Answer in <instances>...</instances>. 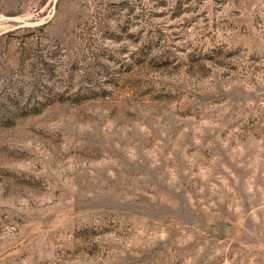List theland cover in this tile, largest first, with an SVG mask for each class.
Returning a JSON list of instances; mask_svg holds the SVG:
<instances>
[{"label":"rangeland","instance_id":"374dc122","mask_svg":"<svg viewBox=\"0 0 264 264\" xmlns=\"http://www.w3.org/2000/svg\"><path fill=\"white\" fill-rule=\"evenodd\" d=\"M0 264H264V0H0Z\"/></svg>","mask_w":264,"mask_h":264}]
</instances>
